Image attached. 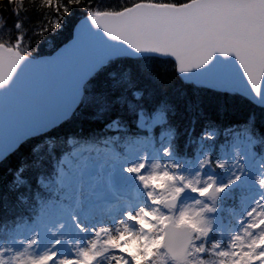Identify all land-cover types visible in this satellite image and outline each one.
Segmentation results:
<instances>
[{"label": "snow or ice", "instance_id": "6c2138e0", "mask_svg": "<svg viewBox=\"0 0 264 264\" xmlns=\"http://www.w3.org/2000/svg\"><path fill=\"white\" fill-rule=\"evenodd\" d=\"M25 146L0 264H264V0H0Z\"/></svg>", "mask_w": 264, "mask_h": 264}, {"label": "trees", "instance_id": "16d2710c", "mask_svg": "<svg viewBox=\"0 0 264 264\" xmlns=\"http://www.w3.org/2000/svg\"><path fill=\"white\" fill-rule=\"evenodd\" d=\"M81 15H82V13L79 10L74 13V16H76V17H79ZM149 67H152V66L149 65ZM152 70L153 71H160L161 66H156ZM240 112H246V109L241 108ZM240 112L236 113L233 116V118H238L240 115ZM82 121H83V116L77 115L68 124H66L63 127V129L57 130L56 132L51 133V135H60V134H63L64 132H67V131H75L81 125ZM39 139L40 138H37L36 140L31 141L30 143L35 144V143L39 142ZM28 151H29V146H25V147L21 148V150L19 152H17L13 156H11L8 161L4 162L3 164H0V177H3L5 175V173L7 172V169L9 167L14 168L16 165H18L20 163L22 157L24 155H26ZM9 178H10V174H9Z\"/></svg>", "mask_w": 264, "mask_h": 264}]
</instances>
